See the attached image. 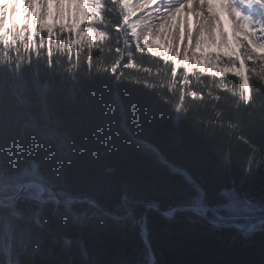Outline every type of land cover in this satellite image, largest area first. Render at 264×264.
<instances>
[{"label":"trees","instance_id":"obj_1","mask_svg":"<svg viewBox=\"0 0 264 264\" xmlns=\"http://www.w3.org/2000/svg\"><path fill=\"white\" fill-rule=\"evenodd\" d=\"M103 5L104 21L84 38L42 26L0 41V181L9 183L0 195L39 180L50 196L90 198L118 215L138 200L166 213L203 206L212 218L234 197L255 218L264 211V64L252 66L247 89L233 75L177 72L135 43L118 3ZM28 192L0 205L14 264H147L149 248L154 264H264V224L242 232L142 204L118 220Z\"/></svg>","mask_w":264,"mask_h":264},{"label":"snow or ice","instance_id":"obj_2","mask_svg":"<svg viewBox=\"0 0 264 264\" xmlns=\"http://www.w3.org/2000/svg\"><path fill=\"white\" fill-rule=\"evenodd\" d=\"M119 2L111 0L113 4ZM122 2L121 14L127 22L139 17L146 8L160 5L162 0ZM44 3L47 15L41 23L45 30L60 27L80 31L96 21H104L103 11H90L85 0H44ZM167 3L165 15L145 22L158 21L152 34L143 41L149 53L172 61L177 72L186 68L189 75L199 70L210 76L241 77L247 89L252 66L264 64V20L257 22L250 11L241 8L240 0H182L174 8L172 0ZM249 3L264 13V0ZM103 7L101 3L100 8Z\"/></svg>","mask_w":264,"mask_h":264},{"label":"rangeland","instance_id":"obj_3","mask_svg":"<svg viewBox=\"0 0 264 264\" xmlns=\"http://www.w3.org/2000/svg\"><path fill=\"white\" fill-rule=\"evenodd\" d=\"M102 0H86V4L90 11L96 12L98 11V8L100 6V2ZM8 5H5L0 10V40L3 39L7 40V42H10L11 44L15 42V39L17 36L23 37V34L25 31H27V28H32V33L42 27L41 21L44 19V17L47 15V7L44 3V5L38 4V5H32V4H24L21 0H2L1 3H7ZM36 2V1H34ZM33 2V3H34ZM245 3L244 5L247 6V8H250V12L252 16L256 18V21L259 22L261 20H264V13H261L260 8L253 7L249 0H243ZM124 5V4H123ZM131 6V5H129ZM141 20L137 17L135 19L128 20L125 22L126 26L130 28L132 31V34L135 37V41L138 45H144L143 41L148 36L146 34H141L140 32V24L138 23ZM253 26H257V24H253ZM75 30L76 34L80 35L81 38H84L85 32L83 30L77 31ZM153 31V29H152ZM151 31V32H152ZM142 35V36H141ZM183 59V58H182ZM192 61H190L191 63ZM219 71V69H217ZM248 95V92H247ZM9 188V183H5L3 181H0V192L5 190L6 188ZM17 185L12 184V188L16 189ZM47 189V188H46ZM28 195L29 196H37L40 189L38 186H31L29 187ZM243 204V203H242ZM240 205V201L235 199L234 197L227 200V202L221 203V205H217L211 210L215 212L217 215L223 216L220 214V210H224L228 213L226 217L233 218V219H239L241 218H247V214L244 212L251 211V207L248 205ZM240 205V206H239ZM8 242H4L6 244Z\"/></svg>","mask_w":264,"mask_h":264},{"label":"bare ground","instance_id":"obj_4","mask_svg":"<svg viewBox=\"0 0 264 264\" xmlns=\"http://www.w3.org/2000/svg\"><path fill=\"white\" fill-rule=\"evenodd\" d=\"M2 0H0V10L3 6L5 5H8V2L7 3H1ZM22 2H24V4H32V5H38V4H42L44 5V0H21ZM36 1V2H34ZM175 1H178L177 4H171V7H176L179 3L182 2V0H175ZM34 2V3H33ZM86 2V0H85ZM136 0H133V3H135ZM172 2H174V0H172ZM176 3V2H175ZM40 4V5H41ZM169 7V4L167 3V0H162V3L160 5H157L156 7H151V8H146V11H144L143 13H141V15L138 17L141 21H140V32L141 34H146L147 36L151 33L152 34V29H154L155 25L158 23V21H153L152 24H147L145 23L146 21H148L149 19H151L152 17H159V16H162V15H165L166 14V11ZM142 36V35H141ZM21 40V38H20ZM138 200H133L129 206V210H132V211H135V206L137 205ZM143 205V204H142ZM182 207H185V208H189V209H185V210H181V211H187V210H190L191 208L193 209V211L200 215L196 210L200 211V212H203L206 214V216L210 219V221H207L205 218V220L212 224V225H219L215 220L214 218L210 217L208 214H207V210L209 208H206V207H203V206H182ZM103 208V207H102ZM105 209V208H103ZM107 210V209H105ZM174 210V209H173ZM172 210V211H173ZM100 211V210H99ZM109 211V210H107ZM171 211V212H172ZM191 211V210H190ZM102 212V211H101ZM110 212V211H109ZM164 212V211H163ZM179 212V211H178ZM113 213V212H111ZM166 213V212H164ZM115 214V213H113ZM118 215V214H116ZM110 216V215H108ZM112 217V216H110ZM112 218H115V217H112ZM116 219V218H115ZM242 220H237V221H234V223L236 224V226H239V228H236V227H232L233 229H236V230H239V231H242V232H250V231H253L256 227L264 224V211H261L260 214H258L255 218H252L251 220H248L249 218H244L242 217L241 218ZM259 219V220H258ZM254 222V225L250 228L251 230H241L240 228L241 227H244L246 225H249V224H252ZM144 240H147L148 241V236L145 237ZM151 249L149 248V253H152L150 251Z\"/></svg>","mask_w":264,"mask_h":264},{"label":"water","instance_id":"obj_5","mask_svg":"<svg viewBox=\"0 0 264 264\" xmlns=\"http://www.w3.org/2000/svg\"><path fill=\"white\" fill-rule=\"evenodd\" d=\"M31 185H36L39 187L40 189V192H39V195H38V200L41 202V203H48V202H55L56 204L58 205H65V206H69V205H73L75 204L76 202H79V201H83V202H87V203H91L93 204L98 210L102 211L103 213H106L112 217H115L117 219H123V218H127L129 217L133 211L130 210V212L126 215V216H119V215H116V214H113L105 209H103L99 203L93 199H90V198H84V197H74V198H70V199H65V200H61V199H58L56 197H44L45 196V193H46V188L44 186V184L41 182V181H35V180H30V181H25L19 188V190L16 192V194L12 195V196H6V197H0V202H5V201H13L15 200L17 197L21 196L22 193ZM136 204H143V205H146L148 207H154L157 212L162 215L163 217H167V218H173L174 215L178 212V211H181V210H185V209H189V208H185V207H178V208H175L173 211H172V214L171 215H166L159 207V205L157 204H151V203H145L143 201H137ZM193 210V209H191ZM203 218H205L207 221H210V219L206 216L205 213L203 212H200L198 210H196ZM259 220V219H258ZM218 222V221H216ZM219 222H224V223H227L229 226L231 227H236V228H239V226H236V224L232 221V220H222V221H219ZM254 225V222L252 224H249V225H246L244 227H241L240 229L241 230H251L250 228Z\"/></svg>","mask_w":264,"mask_h":264}]
</instances>
